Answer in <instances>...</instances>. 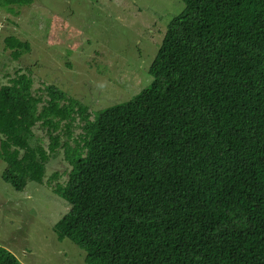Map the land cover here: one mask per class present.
Returning a JSON list of instances; mask_svg holds the SVG:
<instances>
[{
    "label": "trees",
    "instance_id": "16d2710c",
    "mask_svg": "<svg viewBox=\"0 0 264 264\" xmlns=\"http://www.w3.org/2000/svg\"><path fill=\"white\" fill-rule=\"evenodd\" d=\"M182 1L151 84L94 119L54 85L34 94L29 75L0 87L6 179L45 184L63 150L68 179L49 185L70 209L53 231L86 264H264V0ZM0 264L23 263L0 246Z\"/></svg>",
    "mask_w": 264,
    "mask_h": 264
},
{
    "label": "rangeland",
    "instance_id": "374dc122",
    "mask_svg": "<svg viewBox=\"0 0 264 264\" xmlns=\"http://www.w3.org/2000/svg\"><path fill=\"white\" fill-rule=\"evenodd\" d=\"M184 9L182 0H34L0 8V87L29 75L34 94L54 85L88 106L94 119L151 84L149 68L167 27ZM8 37L28 42L30 50L16 59ZM69 170L60 150L45 184L21 190L7 181L11 170L0 160V246L23 264H86L84 251L53 231L70 207L49 181L65 183Z\"/></svg>",
    "mask_w": 264,
    "mask_h": 264
}]
</instances>
